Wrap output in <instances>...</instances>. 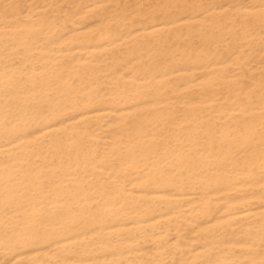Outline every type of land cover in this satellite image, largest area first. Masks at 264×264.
Here are the masks:
<instances>
[{
    "label": "bare ground",
    "instance_id": "bare-ground-1",
    "mask_svg": "<svg viewBox=\"0 0 264 264\" xmlns=\"http://www.w3.org/2000/svg\"><path fill=\"white\" fill-rule=\"evenodd\" d=\"M0 264H264V0H0Z\"/></svg>",
    "mask_w": 264,
    "mask_h": 264
}]
</instances>
